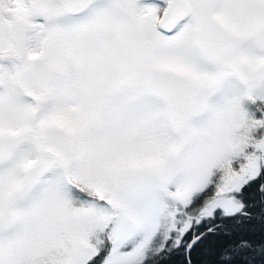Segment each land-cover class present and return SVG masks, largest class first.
<instances>
[{
  "label": "snow or ice",
  "instance_id": "obj_1",
  "mask_svg": "<svg viewBox=\"0 0 264 264\" xmlns=\"http://www.w3.org/2000/svg\"><path fill=\"white\" fill-rule=\"evenodd\" d=\"M0 264H264V0H0Z\"/></svg>",
  "mask_w": 264,
  "mask_h": 264
}]
</instances>
